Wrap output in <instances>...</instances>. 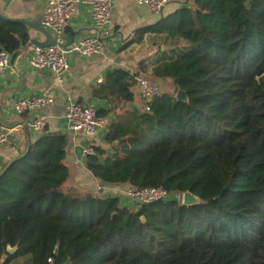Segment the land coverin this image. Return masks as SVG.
Instances as JSON below:
<instances>
[{
  "label": "trees",
  "instance_id": "16d2710c",
  "mask_svg": "<svg viewBox=\"0 0 264 264\" xmlns=\"http://www.w3.org/2000/svg\"><path fill=\"white\" fill-rule=\"evenodd\" d=\"M148 32L183 48L90 88L108 104L96 115L110 118L111 150L94 146L86 168L170 197L139 204L70 187L67 138L46 128L0 177V264H264V0H191L132 41ZM28 40L26 24L0 17V50ZM139 73L173 86L148 111L132 106ZM186 191L201 203L176 198Z\"/></svg>",
  "mask_w": 264,
  "mask_h": 264
},
{
  "label": "crops",
  "instance_id": "0c3cea01",
  "mask_svg": "<svg viewBox=\"0 0 264 264\" xmlns=\"http://www.w3.org/2000/svg\"><path fill=\"white\" fill-rule=\"evenodd\" d=\"M191 0H169L163 14L158 15L150 11L147 6L139 5L135 0H116L113 8V30L111 35L102 37L104 49L102 52L85 57L80 53L69 55L70 69L60 83L48 68H35L29 64L32 47L22 45L12 54L11 66L0 79V129H14L17 136L6 142L0 148V172L15 157L22 154L29 143L39 134L28 127V114H21L16 110V103L22 98H29L48 92L54 97V102L43 108L49 116L47 130L61 132L67 138V161L70 170L69 186L83 192L107 190L108 186L96 179L86 168V156L82 149L90 144L111 150V146L104 141L110 118H105V126L95 136L77 133L69 128L66 118V107L69 101L91 105L95 109L108 106L91 96L90 88L102 82L105 73L120 67L131 74L138 73L139 62L146 60L148 71L161 59L175 56L182 48V42H176L161 34L145 33L141 40L132 41L136 31L156 23L162 16L168 15ZM47 0H0V14L15 20L24 19L32 22H42ZM12 20V21H13ZM27 26V25H26ZM29 39L39 36L34 29L27 26ZM96 37L91 7L88 4L76 5L75 12L66 29V43L74 39V45L85 37ZM156 83L165 87H173L164 79L153 78ZM135 94L132 106L141 108L143 97L141 88L135 84L132 87ZM60 134V135H61ZM128 189V186H118ZM104 194H111L105 191ZM18 261L15 262V264ZM25 264V263H20Z\"/></svg>",
  "mask_w": 264,
  "mask_h": 264
},
{
  "label": "built area",
  "instance_id": "2783aa9c",
  "mask_svg": "<svg viewBox=\"0 0 264 264\" xmlns=\"http://www.w3.org/2000/svg\"><path fill=\"white\" fill-rule=\"evenodd\" d=\"M139 5L147 6L154 14L162 15L169 0H135ZM252 0H248L250 2ZM116 0H47L43 13V23L50 27L56 34V42L46 47H35L29 58V64L35 68H48L58 82L64 80V75L70 69L69 55L76 51L85 57L102 52L104 49L102 37L111 35L113 30V8ZM84 3L91 7V15L94 23L96 37H85L69 50L64 48L66 44V29L75 12L77 4ZM12 53L0 50V79L11 66ZM136 84L141 88L143 97V110L150 109V102L159 95L162 90L148 75L139 73L135 77ZM54 97L48 92H42L29 98H22L16 103V110L21 114H28V127L37 134H43L48 126L49 116L43 108L51 105ZM66 118L69 128L77 133L87 136H95L105 126V120L98 118L96 109L91 105L69 101L66 107ZM17 132L14 129H0V148L6 142L14 140ZM83 154H94V146L86 145L82 149ZM182 194L176 198L183 202ZM170 197V193L162 187L128 188L126 198L143 204L164 200Z\"/></svg>",
  "mask_w": 264,
  "mask_h": 264
},
{
  "label": "water",
  "instance_id": "95a60500",
  "mask_svg": "<svg viewBox=\"0 0 264 264\" xmlns=\"http://www.w3.org/2000/svg\"><path fill=\"white\" fill-rule=\"evenodd\" d=\"M0 17H2L3 19H6V20H11V21L13 20L4 14H0ZM15 21H19V22L26 24L28 27L34 29L38 34H40L44 37V39H41L39 36L30 38L28 40L26 48H29V47H32V48L46 47V46H50L52 44H55V42H56L55 32L50 27L45 25L43 22L36 23V22L29 21V20H24V19H22V20L19 19V20H15ZM73 44H74V39L70 38V40L64 45V48L69 50L73 46ZM76 53H77L76 51H72V54H76ZM177 99L187 101L188 96H187L186 91L179 90L177 92ZM49 133L54 134V135H60L61 134V132H49ZM8 166L6 168H4L3 171L0 172V177L4 174V172L6 171ZM183 203L186 205H197V204L201 203V200L198 196H196L192 192L186 191L184 193V196H183ZM16 249H17V247H9L8 252L14 253L16 251ZM55 252L56 253L58 252V248L56 249ZM65 264H70V261L68 260Z\"/></svg>",
  "mask_w": 264,
  "mask_h": 264
},
{
  "label": "rangeland",
  "instance_id": "374dc122",
  "mask_svg": "<svg viewBox=\"0 0 264 264\" xmlns=\"http://www.w3.org/2000/svg\"><path fill=\"white\" fill-rule=\"evenodd\" d=\"M152 80L154 81V79L152 78ZM155 82V81H154ZM158 84V83H157ZM159 85V84H158ZM162 91H173V87H165V86H161L159 85ZM105 191H107L108 193H111L112 195H119L121 197L126 198V193H127V189H124L123 187L119 188L118 186H112V187H107V190L103 189V191H98L97 187L95 189L96 193H100V194H104ZM27 261V257L18 260V264L20 263H25Z\"/></svg>",
  "mask_w": 264,
  "mask_h": 264
}]
</instances>
